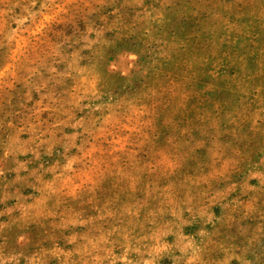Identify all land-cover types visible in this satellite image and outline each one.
Returning a JSON list of instances; mask_svg holds the SVG:
<instances>
[{"label":"rangeland","instance_id":"1","mask_svg":"<svg viewBox=\"0 0 264 264\" xmlns=\"http://www.w3.org/2000/svg\"><path fill=\"white\" fill-rule=\"evenodd\" d=\"M0 264H264V0H0Z\"/></svg>","mask_w":264,"mask_h":264}]
</instances>
